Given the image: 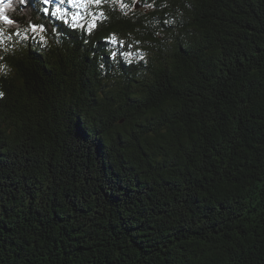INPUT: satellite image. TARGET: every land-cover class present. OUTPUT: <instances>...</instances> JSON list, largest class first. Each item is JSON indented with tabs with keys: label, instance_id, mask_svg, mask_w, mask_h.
Returning a JSON list of instances; mask_svg holds the SVG:
<instances>
[{
	"label": "trees",
	"instance_id": "trees-1",
	"mask_svg": "<svg viewBox=\"0 0 264 264\" xmlns=\"http://www.w3.org/2000/svg\"><path fill=\"white\" fill-rule=\"evenodd\" d=\"M87 1L0 2V264H264V0Z\"/></svg>",
	"mask_w": 264,
	"mask_h": 264
},
{
	"label": "snow or ice",
	"instance_id": "snow-or-ice-1",
	"mask_svg": "<svg viewBox=\"0 0 264 264\" xmlns=\"http://www.w3.org/2000/svg\"><path fill=\"white\" fill-rule=\"evenodd\" d=\"M44 2L49 3L50 0H44ZM96 2H99V0H96ZM65 3L72 4L73 6H77V0H58L57 6L55 7V9L52 11L51 14L52 15H63V14H65L67 12V9H63L59 6V5L65 4ZM78 6L84 7L85 5L83 3H81ZM44 11L47 12L48 9L46 8V9H44ZM5 19H7V18H5ZM74 19H75V17H74ZM8 22L10 23L11 21H8ZM0 95H2V94H0Z\"/></svg>",
	"mask_w": 264,
	"mask_h": 264
},
{
	"label": "rangeland",
	"instance_id": "rangeland-1",
	"mask_svg": "<svg viewBox=\"0 0 264 264\" xmlns=\"http://www.w3.org/2000/svg\"><path fill=\"white\" fill-rule=\"evenodd\" d=\"M2 0H0L1 2ZM87 0H77V6H73L71 4V8L75 11L73 18L75 17V19H81L84 18L86 15V7H87ZM83 3L85 6L84 7H80L78 6L79 4ZM84 9V10H83ZM82 10V11H81Z\"/></svg>",
	"mask_w": 264,
	"mask_h": 264
}]
</instances>
